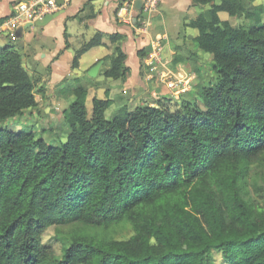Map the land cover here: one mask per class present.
Segmentation results:
<instances>
[{"label":"trees","instance_id":"trees-1","mask_svg":"<svg viewBox=\"0 0 264 264\" xmlns=\"http://www.w3.org/2000/svg\"><path fill=\"white\" fill-rule=\"evenodd\" d=\"M191 2L209 5L184 25L216 74L191 102L124 103L107 119L113 100L93 97L88 114L79 85L63 111L62 144L0 126V264H209L213 252L227 264H264V7ZM221 12L250 24L234 26ZM105 36L84 42L71 69ZM106 37L102 76L125 82L124 36ZM36 105L21 52L1 45L0 125ZM52 226L59 254L42 241ZM114 227L128 235L111 236Z\"/></svg>","mask_w":264,"mask_h":264},{"label":"rangeland","instance_id":"rangeland-1","mask_svg":"<svg viewBox=\"0 0 264 264\" xmlns=\"http://www.w3.org/2000/svg\"><path fill=\"white\" fill-rule=\"evenodd\" d=\"M245 1L248 4L262 5L264 7V0ZM208 9L209 5H196L187 12H181V10H176V8L171 9L168 1L163 2L161 4L163 19L158 21L154 15L149 30H151L153 35L155 33H166L169 36L170 48L173 53L168 57V60H162L160 54L157 53L156 57L151 54L146 62L143 59L140 62L139 59L140 74L134 76L132 71L130 87L119 94H116L117 90L124 87V82L106 79L102 76L103 63L95 78L88 76L93 57L98 51H105L103 46L96 48V51L81 56L80 67L70 71L69 75L71 77L68 78L69 87L62 84L59 86L54 85L50 87L51 89H47L45 84L47 85L49 81V67L47 66L46 69L42 68L45 65V61L41 59V53L38 60L33 56H28V48L22 41L19 44L22 45L23 63L34 83L37 105L33 109L25 110L21 115L7 120L0 126L9 128L14 132L30 129L36 138H42L47 144H62L65 142L68 133V127L64 125L63 111L74 99L71 89L79 85H82L88 91L86 99L88 114L91 113V100L93 97L99 99L108 97V99L113 100L111 107L105 113L107 119H111L117 108L124 103L130 109L143 104L155 105L157 100L168 105L172 110L183 107V105L193 100L198 86H210L215 81L216 74L212 67L210 55L197 49L190 40L192 38L191 35H194L196 30L184 27V24L188 23L190 19L196 18ZM137 18L139 20L136 19V24L141 26L142 13H139ZM219 18L221 20H229L234 26L245 27L250 24L243 17L231 18L225 12L219 13ZM184 21L185 23H183ZM154 25H159L160 27H155ZM34 29H37V27H34ZM4 36L5 34L0 36V43L6 40ZM161 39H159V42ZM79 45L80 43H76L75 47L78 48ZM73 55L74 52L71 57ZM175 58L180 60L175 62ZM71 60L72 58H69V55L66 54L65 57H62L61 63L69 69ZM129 65L133 69L135 68L134 61L130 60ZM129 76H131L130 73L127 78ZM63 81L66 83L65 79ZM63 88H67L66 92H62L61 89ZM260 171H262L264 176V168H261ZM109 232L115 238H122L128 235L127 230L121 227H114ZM55 234L56 226L49 227L44 233L42 241L44 244L52 245L59 254V244L54 241ZM209 264L227 263L222 259L220 252H213Z\"/></svg>","mask_w":264,"mask_h":264},{"label":"crops","instance_id":"crops-1","mask_svg":"<svg viewBox=\"0 0 264 264\" xmlns=\"http://www.w3.org/2000/svg\"><path fill=\"white\" fill-rule=\"evenodd\" d=\"M21 1L25 0H0V18L9 16L7 20L0 23V36L5 34L4 37L8 40V42H6V40L1 42L0 46L10 43L17 46L21 52L22 45L19 43L24 41V44L28 48V56H33L36 60H38L40 59L39 56L41 53V59H44L45 61V65H43L42 68L46 69L47 66L49 67V81L47 85L45 84L47 89H51L50 87L54 85L59 86L62 84L69 87L70 84L68 79L65 80L66 83L63 79L71 77L69 75L71 71V64L68 69V67L62 65L61 59L62 57H65L66 54L69 55V58L73 59L74 55L71 57L72 53H75V51L79 49L84 42L88 41L95 34V32H102L106 36L112 33L122 34L124 36V40L121 43V48L127 56L125 65L129 67V73L131 76L126 79L123 83L124 87L117 90L116 94H119L121 91H126V88L130 87L132 71L134 76L140 74L139 64L141 60L139 62V58L137 56L138 50L145 49L146 57H143V61L145 62L149 56L155 52L160 54L162 60H168V57H170L173 53L170 48L169 36H167L166 33H155V35H153L151 30H149L152 24L151 20H153L154 15L158 21L163 19L161 4L168 1L171 9L176 8V10H181V12H187L191 9V7L196 6L192 4L191 0H161L159 2L160 5L158 4L154 12L142 14L141 26H138L135 21L136 18H133L128 23L122 22L118 19L117 6L119 3L122 5L123 0H63L61 6L57 5V11L59 14L52 18L46 25L42 27L32 25L25 28V25L31 21L23 20L20 23L10 22L12 17L15 15V5ZM159 6L160 8H158ZM76 14H78V17L73 18ZM183 23H185V21ZM154 26L160 27L159 25ZM34 27H37V29H34ZM184 27L191 28L185 25ZM19 28H22L21 35H18L17 33ZM65 30L68 41L67 47H65V39L63 35ZM196 34L197 31L194 35H191V37L196 36ZM106 36L102 40L103 44L100 45L104 47L105 51H98L97 54L94 55L92 60L93 63L90 68L98 61H102V58L112 52V45ZM160 38L162 39L159 42ZM76 43H80L78 48L75 47ZM100 46L93 47L84 54L96 51V48ZM130 60L135 62L134 69L129 65ZM79 67L80 59L77 69Z\"/></svg>","mask_w":264,"mask_h":264},{"label":"built area","instance_id":"built-area-1","mask_svg":"<svg viewBox=\"0 0 264 264\" xmlns=\"http://www.w3.org/2000/svg\"><path fill=\"white\" fill-rule=\"evenodd\" d=\"M161 0H141V9L137 11L134 7L135 0H124L118 8L117 17L122 22L128 23L133 18H137L139 13H152L156 10ZM58 6L55 0H25L18 2L14 7V16L10 20L12 23L21 21H32L44 17L46 14L57 12ZM134 13V15H133ZM135 16V17H134ZM136 21V20H135ZM161 39V38H160ZM156 57V52L153 53Z\"/></svg>","mask_w":264,"mask_h":264},{"label":"water","instance_id":"water-1","mask_svg":"<svg viewBox=\"0 0 264 264\" xmlns=\"http://www.w3.org/2000/svg\"><path fill=\"white\" fill-rule=\"evenodd\" d=\"M58 6H61L63 3V0H55ZM134 7L137 11L141 9V0H135ZM59 14V12H54L52 14H46L44 17L35 20L34 22H28V24L25 25V28L29 26H38L42 27L46 25L52 18L56 17ZM22 28H19L17 33L18 35H21ZM102 64V61H98L94 66H92L88 71V76L95 78L97 76L98 70Z\"/></svg>","mask_w":264,"mask_h":264}]
</instances>
